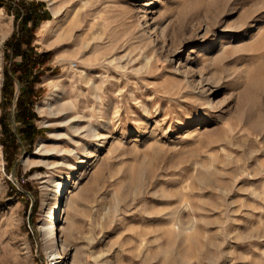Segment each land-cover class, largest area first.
I'll use <instances>...</instances> for the list:
<instances>
[{
	"label": "rangeland",
	"instance_id": "374dc122",
	"mask_svg": "<svg viewBox=\"0 0 264 264\" xmlns=\"http://www.w3.org/2000/svg\"><path fill=\"white\" fill-rule=\"evenodd\" d=\"M33 1L45 131L7 171L0 123V264H264V0Z\"/></svg>",
	"mask_w": 264,
	"mask_h": 264
},
{
	"label": "trees",
	"instance_id": "16d2710c",
	"mask_svg": "<svg viewBox=\"0 0 264 264\" xmlns=\"http://www.w3.org/2000/svg\"><path fill=\"white\" fill-rule=\"evenodd\" d=\"M20 7L13 9L18 29L5 41L4 49V58L7 61L3 70L0 123L3 129L1 142L6 156L7 171H11L18 159L22 145L19 138L23 143H27L30 151L37 137L45 131L35 122L38 118L35 104L42 93L41 88L37 89L36 85L47 70L49 52H37L33 41L39 24L49 19L51 14L41 1L29 3L21 1ZM14 57H19L20 60L15 61ZM13 124H16L15 128ZM10 185L15 189L12 183Z\"/></svg>",
	"mask_w": 264,
	"mask_h": 264
},
{
	"label": "bare ground",
	"instance_id": "6f19581e",
	"mask_svg": "<svg viewBox=\"0 0 264 264\" xmlns=\"http://www.w3.org/2000/svg\"><path fill=\"white\" fill-rule=\"evenodd\" d=\"M62 188H63V186L61 187V190L60 191H62ZM60 193V192H59ZM60 201V200H59ZM68 202V201H67ZM59 206H58V202H57V206L56 207H54V210H52L53 212H55L56 211V209L58 208ZM58 210H60V208H58ZM47 229V233H50V234H54V241L52 242V243H55V242H57L58 243V236H57V231H58V226H57V224L55 223V222H53V223H51L50 225H49V227H47L46 228ZM46 233V232H45Z\"/></svg>",
	"mask_w": 264,
	"mask_h": 264
},
{
	"label": "built area",
	"instance_id": "2783aa9c",
	"mask_svg": "<svg viewBox=\"0 0 264 264\" xmlns=\"http://www.w3.org/2000/svg\"><path fill=\"white\" fill-rule=\"evenodd\" d=\"M14 1V4H19L20 1H23V0H13ZM24 1H33V0H24ZM36 1V0H35Z\"/></svg>",
	"mask_w": 264,
	"mask_h": 264
}]
</instances>
